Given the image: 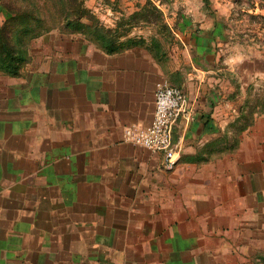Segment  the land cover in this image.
I'll return each mask as SVG.
<instances>
[{
    "label": "crops",
    "instance_id": "crops-1",
    "mask_svg": "<svg viewBox=\"0 0 264 264\" xmlns=\"http://www.w3.org/2000/svg\"><path fill=\"white\" fill-rule=\"evenodd\" d=\"M201 26L178 31L192 69L173 80L190 112L173 127L179 150L170 170L161 153L123 138L125 126L152 120L155 85L170 78L168 67L138 44L107 51L55 30L37 41L43 54L7 84L17 90L15 106L2 97L16 120H0V264H75L78 256L81 264H132L133 248L141 264H202L186 241L200 239L206 224L231 232L250 200L258 209L259 114L240 134L241 152H211L230 131L217 118L215 42Z\"/></svg>",
    "mask_w": 264,
    "mask_h": 264
},
{
    "label": "rangeland",
    "instance_id": "rangeland-1",
    "mask_svg": "<svg viewBox=\"0 0 264 264\" xmlns=\"http://www.w3.org/2000/svg\"><path fill=\"white\" fill-rule=\"evenodd\" d=\"M83 3L98 20L97 27L108 28L106 35L113 45L144 46L168 67L170 78L167 80L173 84L178 72L180 75L184 69H192L191 63L185 60L179 28L188 22L196 28L202 25L215 42L216 61L211 74L216 78L217 118L227 120V131H230L227 140L222 131L217 144L210 147L211 152H241L239 128L243 123L247 124L246 128L250 127L256 112L259 131H264V0H83ZM3 11L0 6V24L6 19ZM52 30L60 32L57 27ZM48 34L29 42V57L43 54L44 49L37 41H48ZM81 35L88 43L102 48L101 39L96 35ZM17 75L0 71V120H16V112L6 111V99L2 97L8 93L12 101L9 106H15L17 90L7 88V84H17ZM262 196L258 209L255 203L251 207L250 200V208L239 210L241 223L233 221L231 232H210L206 224L200 239L186 241L196 249L202 264H264V193ZM225 216L217 217L221 226L225 225ZM131 252L136 260L132 264H141L137 261L145 259L141 249L133 248ZM181 256L189 258L188 254ZM77 258L75 264H81L84 257ZM92 260L91 264H96Z\"/></svg>",
    "mask_w": 264,
    "mask_h": 264
},
{
    "label": "trees",
    "instance_id": "trees-1",
    "mask_svg": "<svg viewBox=\"0 0 264 264\" xmlns=\"http://www.w3.org/2000/svg\"><path fill=\"white\" fill-rule=\"evenodd\" d=\"M0 6L6 15L0 24V71L8 75L19 74L27 62L29 42L55 27L64 34H94L107 51L124 46L112 44L108 28L97 27L98 20L83 0H0ZM246 127L243 123L239 129Z\"/></svg>",
    "mask_w": 264,
    "mask_h": 264
},
{
    "label": "built area",
    "instance_id": "built-area-1",
    "mask_svg": "<svg viewBox=\"0 0 264 264\" xmlns=\"http://www.w3.org/2000/svg\"><path fill=\"white\" fill-rule=\"evenodd\" d=\"M185 91L168 80L158 81L154 89L152 120L144 125H127L123 128L125 141L161 153L162 168L170 170L178 161L179 147L172 140L177 119L189 114Z\"/></svg>",
    "mask_w": 264,
    "mask_h": 264
}]
</instances>
